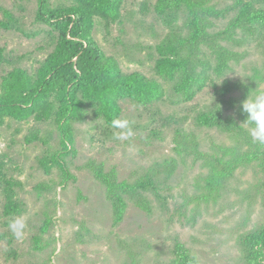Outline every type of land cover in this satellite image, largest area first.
I'll use <instances>...</instances> for the list:
<instances>
[{"label":"rangeland","instance_id":"1","mask_svg":"<svg viewBox=\"0 0 264 264\" xmlns=\"http://www.w3.org/2000/svg\"><path fill=\"white\" fill-rule=\"evenodd\" d=\"M47 1L50 8L75 4ZM158 2L125 0L118 19L94 17L93 36L105 55L116 60L123 73L138 72L165 89L163 98L147 107L132 99L120 101V119L129 120L134 132L130 139H114L120 130L87 107L74 125L75 147L62 151L53 96L50 119L5 117L0 124V178L2 174L8 182H0V233L5 235L0 238V264H178L179 245L197 264H244L242 236L264 228V166H241L224 189L213 190L203 180L208 171L202 161L183 159L176 151L175 131H193L206 151H213V145L217 151L219 145L236 147L231 132L198 125L195 118L225 103L232 107L227 113L248 129L242 102L248 94L264 92V45L256 39L238 48L246 55L232 72L214 77L192 101H178L173 83L157 65L159 45L170 31L158 16ZM228 2L233 1L220 0L218 7ZM38 7L39 0H0V21L3 9L23 21L21 28L0 25V94L3 76L14 69L35 76L55 48L58 31L36 20ZM228 20H215L211 29L224 28ZM183 21L176 23L178 32L185 30ZM228 80L242 86L223 96ZM168 158L177 160L172 173L167 166H157ZM90 161L103 163L105 172L114 171L118 181L134 183L149 174L156 190L140 192L149 197L152 212L129 199L123 219L116 223L106 187L96 179ZM8 186L11 197L4 190ZM10 199L18 201L12 215L6 210ZM16 216L27 221L20 240L7 227Z\"/></svg>","mask_w":264,"mask_h":264},{"label":"trees","instance_id":"2","mask_svg":"<svg viewBox=\"0 0 264 264\" xmlns=\"http://www.w3.org/2000/svg\"><path fill=\"white\" fill-rule=\"evenodd\" d=\"M73 1L75 4L67 7L50 8L47 0H39L36 20L58 31L55 48L41 62L35 76L20 69L3 76L0 94V124L5 117L19 121L30 117L37 121L50 119L55 107V103L50 101L53 96L58 104L55 123L61 131L62 151L75 147L74 125L83 118L87 107L94 108L111 126L112 120L120 119L122 114L121 100L132 99L147 107L160 101L165 94L160 82L147 80L138 72L123 73L116 60L105 55L93 36L94 17L101 16L106 21L118 19L125 0ZM232 1L218 7L220 0H159L156 7L158 16L170 31L159 45L161 58L157 65L163 76L173 83V96L178 101H192L214 77L220 78L232 72L234 65L246 55L238 48L256 39L264 45V0ZM3 11L5 18L0 21L3 28H21L23 21L20 16L10 9ZM180 18L184 20L183 33L177 31L176 23ZM227 18L224 28L211 29L215 20ZM226 82L221 90L223 96L242 86V82ZM223 104L198 112L195 121L198 125L228 130L238 143L236 147L219 145L221 151H217L213 145V151H206L193 131L184 127L175 131L178 154L183 159L191 158L193 162L202 161V167L208 171L203 179L206 186L218 191L228 185L237 168L252 163L264 166V144L253 141L239 118L227 113L232 107ZM158 165L167 166V171L172 173L177 160L168 158ZM88 166L106 187L116 223L123 219L129 199L152 212L149 197L140 192V188L156 190L157 186L149 174L128 183L118 181L114 171L105 172L103 163L90 161ZM1 181L8 184L2 174ZM4 190L8 197L12 196L9 186ZM6 205L8 214L18 211L17 200L10 199ZM242 237L241 259L244 264H263L264 228L250 231ZM0 238H5V235L0 233ZM176 252L180 256L178 264H197L196 257L190 256L182 245Z\"/></svg>","mask_w":264,"mask_h":264},{"label":"clouds","instance_id":"3","mask_svg":"<svg viewBox=\"0 0 264 264\" xmlns=\"http://www.w3.org/2000/svg\"><path fill=\"white\" fill-rule=\"evenodd\" d=\"M242 113L246 114L244 123L248 126V132L253 141L264 144V92L248 94L242 102ZM111 127L120 130L113 134L116 140H128L134 135L131 123L127 119H114ZM7 227L17 240L23 239L27 228L26 218L16 216L8 222Z\"/></svg>","mask_w":264,"mask_h":264}]
</instances>
